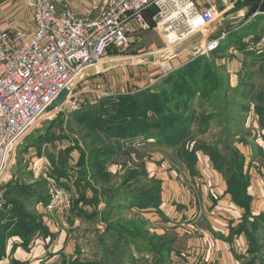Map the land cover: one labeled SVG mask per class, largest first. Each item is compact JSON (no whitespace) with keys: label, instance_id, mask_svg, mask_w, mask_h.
<instances>
[{"label":"rangeland","instance_id":"1","mask_svg":"<svg viewBox=\"0 0 264 264\" xmlns=\"http://www.w3.org/2000/svg\"><path fill=\"white\" fill-rule=\"evenodd\" d=\"M53 1L57 9L71 10ZM242 16L216 25L208 40H218V45L205 55L186 51L165 62L116 66L82 77L60 106L36 121L12 152L0 185L3 200H19L48 229V234H36L44 240L38 242L41 251L29 252L37 244L35 237L23 248L25 264H177L163 255L168 236L177 234L174 229L185 230V219L203 217L183 215V198L197 203L198 214L204 209L199 205L200 176L214 179L217 170L227 180L210 157L244 159L237 174H251L254 186L264 178V12L247 21ZM32 27L24 0H0V30L11 28L27 39ZM169 46L159 32L149 30L131 35L126 46L109 51L106 58ZM144 92L160 102L159 109L148 111V120L155 122L170 110L161 126L154 125L161 128L172 115L176 130L169 137L179 139L177 144L156 127L118 141L89 126L94 115L113 112L124 96ZM100 105L106 111L94 108ZM60 182L77 205L73 214L48 212L38 201L49 199L52 184ZM57 229L63 231L59 241ZM7 238L0 261H21L10 258ZM52 243L59 249L52 251ZM177 261L183 264L181 258Z\"/></svg>","mask_w":264,"mask_h":264},{"label":"built area","instance_id":"2","mask_svg":"<svg viewBox=\"0 0 264 264\" xmlns=\"http://www.w3.org/2000/svg\"><path fill=\"white\" fill-rule=\"evenodd\" d=\"M24 3L32 18L30 36L0 30V185L12 152L83 68L106 60L109 51L126 46L133 34L155 30L173 46L217 16L214 3L202 6L198 0H105L93 19L59 12L53 0ZM217 41L205 40L200 55L215 49ZM3 203L0 191V207ZM41 205L48 212L68 211L72 195L53 183L50 198Z\"/></svg>","mask_w":264,"mask_h":264},{"label":"crops","instance_id":"3","mask_svg":"<svg viewBox=\"0 0 264 264\" xmlns=\"http://www.w3.org/2000/svg\"><path fill=\"white\" fill-rule=\"evenodd\" d=\"M104 1L56 0L60 6L70 7L71 10H68L72 14L86 15L90 19L98 15ZM198 1L202 6H205L207 3H214L216 0ZM231 2H229L230 5ZM63 10L59 9V11ZM152 13L153 9L147 12L149 20ZM125 138L121 137L118 141ZM214 174V179L204 174V176H200L198 182L196 181L201 187L199 189L201 190L202 202L199 205L204 208H200V213H196L198 212L197 203L195 204L190 196L183 198L184 206L181 205L184 208L183 215L192 218L202 215L203 217L199 220L198 218L185 219L183 221L185 230L182 229V232L172 227L177 234L170 236L172 249L169 256L171 255L172 260L176 261L177 264H179L177 260L180 258L183 264H264V220L261 217V214H264V178L260 181L257 180L256 186H254L251 174L245 175L246 186L242 191L244 197L242 204H239L232 198L228 191L227 181L223 179V176L217 170ZM159 198V205L163 207V197ZM56 213L62 214L63 212L58 210ZM204 218L207 222L201 224L200 221ZM57 231V241H59L63 231L59 229ZM182 235L183 238H181ZM42 239V235L35 237L34 243L37 244L31 247L30 253L36 250L41 251L40 248L43 247V244L39 243L44 242ZM7 242L10 245L11 243L12 245L15 244V248L12 250L13 254L8 253L11 255L10 258L16 257L20 258L21 261L26 260L25 256L20 254L26 252L20 245L21 239L18 236H11ZM53 242L56 243V239ZM55 243L54 245L51 244L52 251H55L53 250L54 247L56 250L60 247ZM28 247L30 246L28 245ZM31 261L29 260L30 264ZM0 264H7V261L2 260Z\"/></svg>","mask_w":264,"mask_h":264},{"label":"trees","instance_id":"4","mask_svg":"<svg viewBox=\"0 0 264 264\" xmlns=\"http://www.w3.org/2000/svg\"><path fill=\"white\" fill-rule=\"evenodd\" d=\"M196 62H198V60L193 61V64L191 63L189 66H195L197 64ZM102 105L94 108H96L97 110L106 111V108L102 107ZM159 105L160 102H158V99L154 98L151 94H147L146 92L142 93L141 96L138 95V97H132L131 95L124 96L122 98V101L114 106L113 112L108 111L103 116L101 114H99L98 116L93 114V119L89 121V123L92 124H90L89 126H91L93 129L97 128L108 137L115 138L133 136L138 133H148V131L152 127H156L154 124H157L158 127L159 125L161 126L162 119H164L166 113L170 111H164V114H162V116L155 122L154 120H148V111L155 112L157 109H159ZM88 115L90 114H87V116ZM175 117L182 119L185 117V115ZM166 119H170L166 120L167 122L165 121L167 124H164L161 128L156 127L158 134H164L163 137L169 139L167 140L169 143L177 144V141H179V139L175 141L172 138L173 135H171V138L169 137V134L176 130L174 129L176 127H174L175 123L172 119V115L167 117ZM179 132L181 133V131ZM210 160L212 161L216 169L220 170L227 178L226 181L228 184V191L231 193L232 198L239 204H242V200L244 197L242 191L246 186V183L244 182L245 175L237 174V169L241 170L243 168L244 159L236 158L235 160H222L210 157ZM59 185L65 187L61 182L59 183ZM38 201H41L42 204H44L48 201V197L42 196ZM20 203L21 202H19V200L17 199L5 197L4 203L0 207V259L5 254V238H9L13 235L18 237L20 236V245H22L23 248H28L30 241L37 236L36 234L38 232L39 234H42L44 230V232L48 234V229L46 227L44 228L36 220L34 215L27 213V211L23 209L22 204ZM76 207L77 205L74 204L73 201V204L70 208L72 214L75 212ZM261 217L264 220V214H261ZM168 237L169 239L166 241L168 245L166 247V251L163 253V255L166 254L167 256H169L170 250L172 249L170 247L171 237ZM14 248L15 244L12 245V250H14ZM70 263L76 264L77 262L71 261ZM11 264L25 263L24 261L12 260Z\"/></svg>","mask_w":264,"mask_h":264},{"label":"water","instance_id":"5","mask_svg":"<svg viewBox=\"0 0 264 264\" xmlns=\"http://www.w3.org/2000/svg\"><path fill=\"white\" fill-rule=\"evenodd\" d=\"M230 1H232L231 5L229 3ZM213 5L215 12L217 13L215 19L204 28L196 31L185 40L173 46L135 56L107 59L99 64L90 65L83 68L68 83V85L63 90H61L57 98L45 109L44 113L60 106V104L66 99V96L73 85H75V83L78 82L82 77L94 75L116 66L165 62L186 51L194 50V56H198L204 47V41L210 39V36L213 35L216 29V25L221 20L241 13V15H243V20L247 21L250 17L256 16L260 12H264V0H216Z\"/></svg>","mask_w":264,"mask_h":264},{"label":"bare ground","instance_id":"6","mask_svg":"<svg viewBox=\"0 0 264 264\" xmlns=\"http://www.w3.org/2000/svg\"><path fill=\"white\" fill-rule=\"evenodd\" d=\"M44 114H45V113H44ZM44 114H42L41 116H43ZM41 116H40V117H41Z\"/></svg>","mask_w":264,"mask_h":264}]
</instances>
